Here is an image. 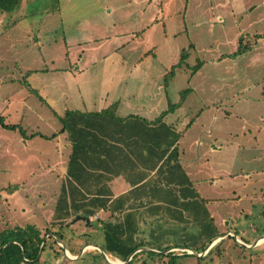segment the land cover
<instances>
[{
    "label": "rangeland",
    "instance_id": "1",
    "mask_svg": "<svg viewBox=\"0 0 264 264\" xmlns=\"http://www.w3.org/2000/svg\"><path fill=\"white\" fill-rule=\"evenodd\" d=\"M222 2L29 0L16 12L0 16V116L8 125H20L25 117L24 129L51 136L62 128L56 112L64 117L66 110H101L123 102L125 96L129 99L122 107L132 105L129 111L136 112L134 99L139 97L140 103L142 95H148L144 91L158 93L165 87L169 97L164 89L153 103L158 114L169 100L179 103L181 92L193 90L171 120L178 117L180 130L192 124L181 139V163L192 174L197 200H209L219 240L198 253L196 227L177 231L179 223H169L171 217L165 213L168 222L149 238L151 244L158 249L169 246L162 251L185 247L197 255H180L178 248L153 256L144 249L133 264H168L171 253L178 256L176 264H264V56H226L240 45L234 36L241 21L230 17L232 7L225 3L228 8H222ZM255 27L264 28V23ZM254 41L241 39L246 48ZM184 51L188 58L180 64ZM218 52L223 58L215 61ZM199 61L200 72L193 74ZM58 69H71L75 76ZM29 83L38 94L25 95L26 109L16 90ZM63 88L69 93L59 92ZM13 135H20L19 130L0 125V232L35 225L44 235L60 227L64 242L48 240L50 256L46 259L45 249L40 264H111L99 250L87 251L79 261L85 246L75 236L85 223L72 224L76 216L54 222L68 161L55 147L65 146L64 137L37 138L31 146L36 157L21 152L16 157L10 151L20 143ZM100 213L91 217L98 239L102 223L119 218L109 211ZM188 215L193 218L194 212ZM142 224L146 228L148 221ZM140 237L147 240L143 233ZM98 239L90 242L101 247ZM62 245L70 246L72 257Z\"/></svg>",
    "mask_w": 264,
    "mask_h": 264
},
{
    "label": "trees",
    "instance_id": "2",
    "mask_svg": "<svg viewBox=\"0 0 264 264\" xmlns=\"http://www.w3.org/2000/svg\"><path fill=\"white\" fill-rule=\"evenodd\" d=\"M20 2L0 0V13L13 11ZM246 49L240 40L237 54H243ZM187 58L184 51L179 63L182 64ZM201 64L199 61L193 74L200 70ZM168 76L172 78L173 72ZM190 90L181 92L179 103L169 101L168 110L151 122L139 116L119 118L115 114V106L100 112L67 111L61 119V133H67L72 152L67 164V180L61 188L55 209L54 222L63 223L80 214L93 217L101 210L119 214L117 221L102 223V249L126 262L140 248L153 247L151 240L145 242V239H139L143 232L142 225L137 221V211L134 212L135 201L130 203L131 196H144L151 202L164 200L174 194L175 199H171L169 206L170 216L184 223L189 211L194 212V224H200L201 242L197 252H205L207 246L220 237L219 231L205 204L198 201L199 194L180 163L179 141L183 133L165 121L169 114L183 105ZM4 119L0 116L2 127L9 131L19 130L27 138L26 131L20 125H8ZM36 136L32 134L31 137ZM138 166H142L143 170L135 172ZM152 172L154 175L150 178ZM120 176H124L134 189L113 199L110 191L106 193L105 185ZM58 229H48L44 235L35 225L16 226L1 231L0 264H40V256L48 247V240L54 244L64 242L61 228ZM158 229L152 234L155 235ZM169 229L172 230V226ZM139 253L133 255L127 264H133ZM169 256L172 258L168 264H176L178 256L174 253Z\"/></svg>",
    "mask_w": 264,
    "mask_h": 264
},
{
    "label": "crops",
    "instance_id": "3",
    "mask_svg": "<svg viewBox=\"0 0 264 264\" xmlns=\"http://www.w3.org/2000/svg\"><path fill=\"white\" fill-rule=\"evenodd\" d=\"M29 1V0H28ZM27 0H21L19 6H17L14 10L16 12V10H19V8H22V6L24 5V2H28ZM223 1L221 3L222 5V8L225 7V3L226 4H229L230 6L228 7H232L231 8V15L230 17L236 19V21H241L238 28L236 29V33H235V41H238V44H240V40L242 38H244L245 40H249V39H255L254 41V44L253 45H248V48L245 50V52L243 54H237V51H238V48L237 50H235L233 53L231 54H226V56H230V57H236V56H241V55H245L246 53L249 52V54L251 55H255V56H258V54H261L264 56V28H256L255 26L259 25V24H262L264 23V15H262L261 13L264 14V0H221ZM214 5V3H213ZM218 6V9L220 8L219 5H215L214 7L216 8ZM228 7H225V8H228ZM13 10V11H14ZM12 12V11H11ZM7 13V12H5ZM5 13H0V16H4ZM219 22H223V16H219L218 18ZM16 20V19H15ZM16 23L17 21H15V26H16ZM32 32V31H31ZM240 46V45H239ZM192 48H190L189 51H191ZM155 51L150 50L148 52V54H153ZM186 52V51H185ZM223 52H218L215 56H214V60L215 61H220L222 58H223V55H222ZM59 71H64L66 73H71L73 76H75L74 72L75 71H72L71 69H66V70H63V69H58ZM30 72H32V70H29L27 72V75L30 74ZM200 72V70L198 71ZM193 78V76H192ZM56 82V81H55ZM58 82H56L57 84ZM21 88V89H20ZM163 90L165 89V93L168 95L169 97V94L167 93L168 89H166L165 87H159L157 90H160L162 89ZM25 89L27 90L28 93H25ZM68 89H62V90H59V92L63 93V94H68L69 92H67ZM145 90V89H143ZM163 90H161L160 92L158 91V93H153V92H148V91H144V92H147L148 95L144 94L142 95V97L140 98L141 102L139 103L138 102V98L137 99H134L133 101V106H135V111L136 112H130V108L133 109L132 105H124L122 107V104H124V102L126 100H128L129 98L126 99L127 96L124 97V101L122 102V100H119L117 102H113L111 104H108L106 106H104L101 110H94V111H83V110H66L65 114L67 113V111H81V112H100L102 110H105V109H109L110 107L112 106H115V114L117 115V117L119 118H126L128 116H139L141 118H144L146 119L147 121L151 122V121H154L156 120L157 117L160 116V114L166 110H168V107L162 111L161 113H156V109H155V105L153 103H155V101L159 100V97L162 95V92ZM70 91V90H68ZM72 91V90H71ZM190 91H193V90H190ZM30 92V93H29ZM18 93H21L23 95V97L21 98H18L19 96L17 95ZM24 93V94H23ZM29 94H38L37 90L34 89L32 87V85L29 83V84H26V86H22V87H19L17 90H16V97L19 99V103L20 104H23L26 109H29V107L26 105V102H27V97H25V95H29ZM64 95V96H65ZM189 95V94H188ZM13 98V102L14 103V98L15 96H12ZM150 99H152V102H150ZM187 99V97H186ZM170 101V100H169ZM169 101H168V106H169ZM171 102V101H170ZM185 103V102H184ZM183 103V105H184ZM139 104V106H138ZM141 104V105H140ZM173 104H176V103H173ZM182 105V106H183ZM181 106V107H182ZM139 110H140V113H139ZM178 110L177 109L174 113L172 114H169L166 118H165V121L168 123V125L172 126L173 128H175L177 131L179 132H187L189 127L192 125L191 123L184 129V130H180V127L179 126H176V123L179 121L178 120V117H176L175 120H171L172 117L175 116V114L178 113ZM56 112V111H55ZM64 114V116H65ZM56 115L59 117V119L61 120L63 117L62 116H59L56 112ZM2 116V115H1ZM24 118H21L20 120V126L24 129L23 125H24ZM62 122V121H61ZM10 125V124H9ZM13 125V124H11ZM15 125H18V124H15ZM30 125V124H29ZM37 125V124H36ZM32 127H35V124H32L31 125ZM62 128H63V124H62ZM62 128L55 134L51 135V136H48V135H44L40 132H37L35 130H30L29 129H24L27 133V138L23 137L21 135V133L19 132L20 135H17V137H11V138H14L15 141L19 142L20 143V147L17 148V147H14L13 149H11V153L14 154V156L16 155V157H19V153L18 152H21V153H24L23 156H26L27 157H36L34 156L33 152H35L36 150H33L34 148H32L31 146L36 144L35 140L37 138H41V139H44V140H48V141H55V139H57V135H61L62 137H64V142H65V146H56L55 147V150H56V154L58 153V156H67L66 158H68L69 160V156L72 152V146H71V143L69 142L68 140V135L67 133H61V130ZM32 134H37L36 137L32 138ZM42 135V136H41ZM56 135L55 138H51L52 136ZM183 137V136H182ZM182 139V138H181ZM181 139L179 141V149H180V163H181V156H182V153L183 151L181 150ZM60 140V139H59ZM62 140V139H61ZM57 142H59L58 140H56ZM34 147V146H33ZM23 148V149H22ZM61 151V152H60ZM60 152V153H59ZM20 161V160H19ZM21 163H24L23 161H20L18 164H21ZM67 164H68V161H67ZM67 164H66V171H64L65 173V178H66V174H67ZM182 165V163H181ZM142 167V166H141ZM140 166H138V169L135 170V172H139L141 170H143ZM183 169L185 170L187 176L190 178L192 184H193V188L197 191V193L199 194L198 190H197V187L194 183V180H193V177H192V174H190V172L188 171L187 168H185L183 165H182ZM195 172V171H194ZM154 173L152 172L151 175H150V178L153 177ZM67 180V178H66ZM66 183V182H65ZM65 183H62L61 187L65 184ZM107 185H105L107 191L106 193H109L108 191H110V193L113 195V199L119 197V196H122V195H125L127 194L129 191L133 190L134 188L127 182L126 178L124 176H120V177H115L113 178L112 180H110L109 182H106ZM136 197V198H135ZM135 198V199H133ZM171 199H175V195L172 194V195H168L166 197V199L164 200H154V201H151V202H148V198L144 197V196H138L137 194L135 195H132L131 198H130V203H133V201H135V209H134V212H138L140 215L139 217L142 218V223L147 220L148 221V226L145 228L144 224L141 223L142 225V233L145 235L144 238H147V241L150 242V235H153L154 234V231L155 229H158L155 227V225H159V227H162L164 223L167 224L168 220H165L163 219V216L165 213H169V215H171V212H170V201ZM205 200V207L210 215V217L215 221L214 217L212 216V213L210 212L209 208H208V203H209V200L207 199H204ZM163 201V202H162ZM150 203V204H148ZM169 203V204H168ZM168 204V205H167ZM143 205V206H142ZM150 206L152 207H159L158 209H150ZM161 207V208H160ZM142 210V211H141ZM144 210H148V212H143ZM101 215L102 214H105L106 215V212L107 211H103L101 210L100 211ZM136 212V213H137ZM146 213H150L149 217L146 216L145 214ZM174 213V212H173ZM96 215V214H95ZM203 215V214H202ZM78 216H86V215H77L76 217ZM119 216V214H118ZM75 217V219H76ZM89 217V216H88ZM94 217V216H93ZM171 218H169V223L171 224H176V223H179L177 222V220L175 218H173L172 216H170ZM90 218V223L87 224L85 221H82V220H79L83 223H85L84 225V228L83 227H80V233L75 236L78 240H77V243L80 242L79 244H82L84 245V249L81 253V257L79 259V261H81L82 257L85 255V253H87V251H91V250H99V249H102L103 248V245H104V236H103V232L102 230H100V233L99 235H102V238H97L96 235H93V232H95L93 229L94 227H91L92 226V222H91V217ZM74 219V220H75ZM173 220V221H171ZM77 221V222H79ZM75 222V223H77ZM141 222V220H140ZM74 222H72V224H75ZM153 224V226L151 225ZM184 225H182V223H179L177 225H175L176 227L174 228L175 230L177 229L178 230H183L184 228H191V227H196L197 231L200 233V224H194V221L192 218L189 217V215H186V222L183 223ZM216 224V223H215ZM152 226V227H151ZM216 227L217 224L215 225ZM74 228V227H73ZM102 228V227H101ZM163 228V227H162ZM159 230V229H158ZM158 230H156V233L158 232ZM153 233V234H152ZM264 238V237H262ZM98 239L100 241V244H101V247H99L98 245H95V244H92L90 242V240H96ZM219 239L217 238L215 242H217ZM86 241V242H85ZM212 242L211 244L213 245L215 242ZM50 243V242H49ZM48 243V244H49ZM85 243V244H84ZM65 244V243H64ZM258 245V243H257ZM70 246H68V248L66 247V245L64 246V248H66V251H69L71 253L72 249L69 248ZM90 247H92L93 249H89ZM163 248H166V247H169V246H162ZM176 247V246H175ZM209 247V246H207ZM163 248H156V247H152L151 249H147L146 247H143V248H140L142 250H149L150 253H153L154 255H159L161 254L162 252H169V251H172V250H175V249H178V248H170V250H165V251H162ZM47 250L46 252V259L50 256L49 255V247L45 248ZM180 249V248H179ZM181 249H187V248H183L181 247ZM103 250V249H102ZM141 250V251H142ZM189 250V249H187ZM45 251V250H44ZM43 251V252H44ZM100 251V250H99ZM98 251V252H99ZM104 251V250H103ZM140 251V252H141ZM42 252V253H43ZM42 253H41V256H40V260H42ZM102 253V252H101ZM105 253V251H104ZM103 254V253H102ZM107 254V253H105ZM108 256H110L111 258L113 259H118L112 255H109L107 254ZM153 255V256H154ZM79 257H77L78 259ZM89 264H92V261H88ZM128 263V262H127ZM125 262V264H127Z\"/></svg>",
    "mask_w": 264,
    "mask_h": 264
},
{
    "label": "built area",
    "instance_id": "4",
    "mask_svg": "<svg viewBox=\"0 0 264 264\" xmlns=\"http://www.w3.org/2000/svg\"><path fill=\"white\" fill-rule=\"evenodd\" d=\"M238 242H239V244L240 245H245V243L243 242V241H241V240H239L238 239ZM175 250H177V249H175ZM172 251H174V250H172ZM179 251L181 252V254L180 255H184V254H190L191 253V250H187V249H179ZM67 253H68V251H66ZM140 251H137L135 254H137V253H139ZM134 254V255H135ZM190 255H192V254H190ZM199 255V254H198ZM104 256L106 257V259L108 260V262L109 263H111V264H125V262H122L121 260H119V259H115L116 260V262L115 261H113V262H111L110 261V256H108L107 254H105L104 253ZM113 259V258H112ZM132 259V258H131Z\"/></svg>",
    "mask_w": 264,
    "mask_h": 264
},
{
    "label": "water",
    "instance_id": "5",
    "mask_svg": "<svg viewBox=\"0 0 264 264\" xmlns=\"http://www.w3.org/2000/svg\"><path fill=\"white\" fill-rule=\"evenodd\" d=\"M79 220L85 221L87 224L90 223V218H89L88 216H78V217H76V219H75L73 222L75 223V222H77V221H79ZM209 246L211 247L212 244H210ZM62 247H64V246L62 245ZM208 248H209V247H208ZM208 248H207V249H208ZM99 250H100V251L103 253V255H104V251H103L102 249H99ZM141 250H142V249H139L138 251H141ZM136 252H137V251H136ZM136 252H135V253H136ZM135 253H134V254H135ZM134 254H133V255H134ZM190 254H195V252L191 251ZM133 255H132V256H133ZM195 255H197V254H195ZM132 256L126 261V263L129 262V261L131 260Z\"/></svg>",
    "mask_w": 264,
    "mask_h": 264
},
{
    "label": "bare ground",
    "instance_id": "6",
    "mask_svg": "<svg viewBox=\"0 0 264 264\" xmlns=\"http://www.w3.org/2000/svg\"><path fill=\"white\" fill-rule=\"evenodd\" d=\"M263 242H264V241H263ZM90 248H91V247H90ZM68 256H69V257H72L71 254H69V253H68ZM110 261H111V262H113V261L116 262V260H115V259H112V258H110Z\"/></svg>",
    "mask_w": 264,
    "mask_h": 264
}]
</instances>
